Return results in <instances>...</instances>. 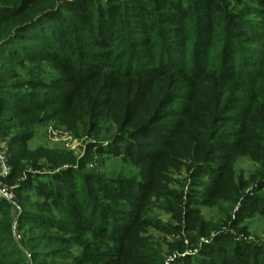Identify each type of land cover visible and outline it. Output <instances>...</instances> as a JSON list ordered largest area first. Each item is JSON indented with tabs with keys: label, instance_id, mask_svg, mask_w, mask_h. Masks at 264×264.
Wrapping results in <instances>:
<instances>
[{
	"label": "rangeland",
	"instance_id": "374dc122",
	"mask_svg": "<svg viewBox=\"0 0 264 264\" xmlns=\"http://www.w3.org/2000/svg\"><path fill=\"white\" fill-rule=\"evenodd\" d=\"M53 1L60 6L78 0ZM222 1L229 12L243 16L244 28L235 40L228 32L233 30L232 26L226 28L224 23L212 26L210 33L205 32L210 26L192 24L198 16L194 11L184 37L179 32L180 24L165 20L166 16H147L146 24L155 26V31H148L142 28L141 18L126 13L120 18L124 22L112 27L109 40L116 72L112 74L111 69L91 72L97 76L93 74L91 79L77 81V87L70 80V72L51 58L50 48L40 50L38 47L44 46H27L25 50H18L17 55H9L6 53L18 47L17 44L0 46V90L20 93L23 102L29 105L24 109L39 103L47 107L45 115L30 111L24 119L33 120L27 123L8 107L2 112L0 109V126L10 127L7 136L0 134V148L9 164L16 151L27 152L31 161L25 174L33 173V179L38 177L43 182L52 181L53 175H58L59 182L67 178L64 171L72 169L77 180V196L86 209L89 206L87 213L95 215L99 225L100 218L103 221L106 217L109 229L117 237L116 242L90 234L67 239L71 233L30 220V214L38 212L36 221L59 224L63 220L66 221L63 225L69 226L70 215L64 207L48 202L36 207V201L42 197L35 190L30 196L16 191L23 211L19 238L12 231L13 209L5 200V207H0V223H6L10 231L0 237L5 241L1 247L11 254L9 261L16 264L39 261L42 264H209L211 260L204 245L215 243L229 248L233 246L231 240L247 242L264 251V49H261L264 47V0ZM93 3L97 14L99 8L108 9L122 2L93 0ZM152 3L160 9H170L164 1ZM97 18L94 25L98 23ZM103 19L104 23L108 22L107 14ZM57 23L46 20L39 24L38 30L50 36L48 27L58 26ZM253 36L259 42H252ZM70 40L78 45L73 36ZM198 41L203 42L199 48L206 52L207 67L203 74L186 80L183 75L189 74L179 70L182 67L190 71V57L195 55ZM232 41L249 52L247 62L240 66V49L233 62L234 78H226V71L219 81H206V73H223L221 69L233 64V58L226 57L224 50ZM168 58L177 64L146 84L144 76H155L159 62ZM99 61L95 60L94 64L98 65ZM166 64L162 61L163 66ZM128 69L136 70L138 76H123ZM33 82L41 86H34ZM76 89L81 98L96 90L99 102L94 107L96 118H78L70 106L58 102V97L65 96L66 91ZM108 101L111 108H106ZM160 106L164 108L158 114L156 108ZM21 133H26L25 143L11 145L12 135ZM125 150L128 154H124ZM209 153L215 156L208 158ZM220 172L221 180L211 178L210 174ZM26 177L23 175L22 179ZM94 177L101 178L104 188L94 182ZM5 183L17 186L16 182ZM149 183V195L138 201L132 199L130 194L141 197L144 185ZM120 185L125 188L124 197L113 190ZM196 190L210 200H198L200 193ZM258 200L261 212L253 211ZM244 203L248 208H243ZM137 205L139 213L134 216L132 210ZM24 211L30 212L24 214ZM193 214L200 221H191ZM203 233L210 236L204 237ZM35 253L41 254V259L33 258Z\"/></svg>",
	"mask_w": 264,
	"mask_h": 264
},
{
	"label": "trees",
	"instance_id": "16d2710c",
	"mask_svg": "<svg viewBox=\"0 0 264 264\" xmlns=\"http://www.w3.org/2000/svg\"><path fill=\"white\" fill-rule=\"evenodd\" d=\"M159 1L168 3L170 9H160L159 6H157L156 4L153 5L152 3ZM120 2H122L120 3L121 5L109 6L108 9L99 8L98 13L96 14L93 10V7L95 6L93 0H78L75 3H62L60 6L55 5L53 0H0V46L10 47L11 45L17 44L18 47L12 49V51H9L10 53H6L9 55H17L18 50H25L27 46H30L31 48L44 46L38 47L40 50L50 48L51 50L49 54L51 58L61 63L62 66L70 72V80H73V83L77 87V81H82L85 78L91 79L92 77H94L93 74L95 73L91 72H97L100 69H111V72L114 71L112 74L116 72L115 63L114 65L112 63V45L110 44L109 40L113 35L112 27H114V24H116L117 22H124V19L120 18L124 17V14L126 13L141 18L142 28H146V30L148 31H155V26H153V24L151 26L146 24L147 16H166L165 20L173 24H180L181 29H179V32H181V35L183 37L187 34L189 24L188 21L190 20L192 11L197 12L196 15H198L196 16L192 24L199 23L200 25L202 23L205 26H210V29L212 26L213 28L214 26L219 27L222 23H224L226 28H230V26H232L233 30L228 31L232 36V40H235V38L241 36L242 29L244 28V22L242 21L243 16H241V14H238L237 12H229L226 4L222 0H193V2L192 0H120ZM123 9L124 11H121ZM200 9L203 10L202 13H199ZM166 12H169V15H165ZM106 14L108 22L104 23L103 18ZM96 18L98 20L96 22L98 23L94 25L93 22ZM46 20L51 23L54 21L58 22V26H53L51 27V29L50 27H48L49 33H51L50 36L46 35V33H44L43 31L40 32L38 30V28L41 26H39V24H42V22H45ZM72 20H74L75 23H72L74 22ZM105 24L107 26L102 29ZM210 29H205V32L210 33L212 31V29ZM72 36L76 43H78V45L72 44V41L70 40ZM202 41H198L196 43L195 49L193 51L195 55L190 57L192 58V60L189 61V63L192 64L190 71L188 69L187 72L185 68L180 67L179 72L185 70L186 74H189L183 75L186 80L191 79L192 76L196 77L205 72L208 58L206 57L207 55L205 50L202 51V49L199 48L200 43L203 44ZM256 41L259 42V40H257V37L253 36L252 42ZM89 48H91V50ZM240 49V66L242 67L241 64L246 61V56H248L247 54L249 52L243 51L245 50L244 47H239L237 43H234V41L230 42L229 47L224 46V50L227 51L226 57L233 58L232 63H235L236 54L240 52ZM261 49H264V47H262ZM5 50L6 49H4V51ZM193 58H196L194 63ZM95 60H100V63L98 65L94 64ZM162 61L166 62L167 64L163 66ZM171 62L175 61L171 60L170 58L161 60L159 62L160 64L156 70L157 74L155 76H144L143 79L145 82H147L146 84H150L153 79H156L171 71L172 67L177 64H172ZM257 63L259 64V62ZM233 64L228 65V69H221V72L223 71V73H206L204 79L208 82L219 81V78H222L221 74H225L224 72L226 71H228V73H226L228 74L226 78H234L235 64ZM162 68H165L164 71H161ZM128 70L129 71L127 72L124 71V73H126L127 75L125 74L123 76H138L136 75V70ZM96 76L97 75L95 74V77ZM32 84L34 86H41V83L39 82H33ZM40 89L42 93L45 92L43 91L44 89ZM77 90L78 89H76L75 91L68 90L66 91L65 96L63 95V97L59 95L60 97H58V102L62 105L70 106L71 112H73L78 118H82L83 120H85V118H87L88 120L96 118L97 114L94 111V107L98 106L99 103L97 95L94 93L96 90L87 95L84 94L83 98L79 97V92ZM76 92H78V94ZM0 97L1 112L8 107L10 111L16 112L13 114L20 115L22 121H25V123H27L28 121L31 122V120H33L32 118L24 119L27 117V114H31L30 111L36 114L40 112H46L45 110L47 107L40 106L44 105V103H39L34 107L30 105L29 109H24L29 105L23 102L22 98L20 97V93H14V91L7 92L0 90ZM46 98L50 99V97L47 96ZM50 100H52V98ZM105 101L107 100H104V102ZM48 103L51 102L49 101ZM109 103L110 101L106 103V108H108ZM51 107L52 105L50 107L48 106V108ZM109 108L111 107L109 106ZM163 108L164 107L162 106H160L158 109L156 108L158 114H161L160 112H162ZM45 114L46 113H43V115ZM51 114L52 113L50 112L49 115L52 116ZM0 129V134L7 136L10 127L9 125L3 124L0 126ZM25 135L26 133L12 135L13 137L10 144L14 145L16 144V142H18L17 144L22 146L25 143ZM124 154H128V152H126L125 150ZM204 156L206 157V154ZM214 156L215 155L213 153H209L207 157L211 158ZM30 161L31 159L29 158V154L27 152L16 151V153L10 158L11 171L5 181L8 183L16 182L17 186L15 190L28 196H30V192L35 190L36 194L42 197V200L36 201V207L46 205V202H48L51 205H60L61 207H64L67 214L70 215V219L67 221V224H70L69 226L63 225L66 224V221L63 220H60L59 224L50 222L48 223V221H36L35 217H37V215H35V213L40 214L38 212L30 214L32 215V219H30L32 222L57 228L62 233H71L72 235L67 238L70 240L73 239L74 236H78L80 234H82L81 236H87L88 234H90L94 237H101L100 239L107 238L111 239V241L116 242V233L112 229H109L110 223L107 218L104 217L103 221L102 218H100L101 224L99 225V223L97 224L95 221V215L94 217H92L90 213H87V211L89 210V206L86 209V205L77 196V180L72 169L64 171V174L67 172V175H64L67 176V178L63 177L59 182L56 181L57 179L59 180L58 175H53V177H51L53 178L52 181L43 182L38 177H35L33 179V173L29 172L30 174H25V170L27 166L30 165ZM23 175L28 177H26V179H22ZM221 175L222 172L217 175L210 174L213 180H221ZM94 178V182L96 181L97 183H100L102 185L101 178ZM144 187L145 188L143 191V195L139 197L133 195L132 193L130 194L132 199L138 201L142 200L144 196H147V194L149 195L148 192L149 189H151V184L149 183L148 185H144ZM238 187H236V190H238ZM101 188H104V186L102 185ZM114 188L115 189L113 190L122 194L123 197L125 196V194L122 192L125 188L122 185ZM220 189L221 187L218 189V192ZM195 192L200 193L198 195V200H210L207 199L208 197H205V195H202L201 191L196 190ZM231 198L233 199L234 197L231 196ZM21 199L22 198L20 197V200ZM0 203V207H5L6 202L4 200H2ZM242 206L243 208H248L246 207L245 203ZM253 206V211H262L260 207V200L255 201ZM137 207L138 205L136 206V209L132 210V214L134 216H138L139 212L136 211ZM241 210L243 211V209ZM27 212L30 211H24V214H27ZM8 219L9 217L6 215L5 220L8 221ZM191 221L197 222L200 220L193 214ZM22 222L23 221L20 216L18 227L22 225ZM6 226V223H0V237L2 235H5L6 232H10L7 231ZM202 236L208 237L210 235L209 233H203ZM4 242L5 241H3V239L1 238L0 264H16V261L8 260L11 254L9 252H5L4 247H1ZM231 242L233 243V246L229 248L219 247L215 243L205 244L204 247L207 250L208 259L211 260L209 261V264H264V251L260 250L258 246L251 245L247 242L242 241L234 242L231 240ZM41 256L42 255L38 253L32 255V257L35 259H41ZM190 261L191 259L188 261V263H191ZM35 264H42V262L39 261Z\"/></svg>",
	"mask_w": 264,
	"mask_h": 264
},
{
	"label": "built area",
	"instance_id": "2783aa9c",
	"mask_svg": "<svg viewBox=\"0 0 264 264\" xmlns=\"http://www.w3.org/2000/svg\"><path fill=\"white\" fill-rule=\"evenodd\" d=\"M10 171L11 165L5 156V152L0 148V197L13 209L14 219L12 223V231L15 237L19 238L18 225L22 208L19 199L16 196V186H9L5 183V179L9 176Z\"/></svg>",
	"mask_w": 264,
	"mask_h": 264
}]
</instances>
